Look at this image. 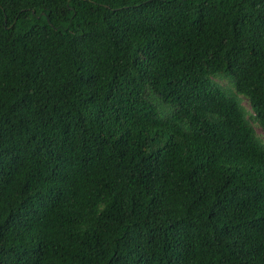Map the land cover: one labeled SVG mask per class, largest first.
Masks as SVG:
<instances>
[{
  "label": "trees",
  "instance_id": "1",
  "mask_svg": "<svg viewBox=\"0 0 264 264\" xmlns=\"http://www.w3.org/2000/svg\"><path fill=\"white\" fill-rule=\"evenodd\" d=\"M0 264H264V0H0Z\"/></svg>",
  "mask_w": 264,
  "mask_h": 264
},
{
  "label": "rangeland",
  "instance_id": "2",
  "mask_svg": "<svg viewBox=\"0 0 264 264\" xmlns=\"http://www.w3.org/2000/svg\"><path fill=\"white\" fill-rule=\"evenodd\" d=\"M220 83H222L223 85H225L226 87L228 86L227 82H225L224 80L220 81ZM241 103H242V106L248 111L250 112V107H249V104L247 102L246 99L244 98H241ZM251 126L253 127V129L255 130V133L256 134H261V129L259 128V126L257 124H253L251 123Z\"/></svg>",
  "mask_w": 264,
  "mask_h": 264
}]
</instances>
